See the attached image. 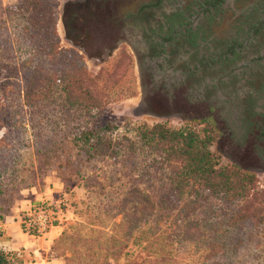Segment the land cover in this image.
Instances as JSON below:
<instances>
[{
    "label": "trees",
    "instance_id": "1",
    "mask_svg": "<svg viewBox=\"0 0 264 264\" xmlns=\"http://www.w3.org/2000/svg\"><path fill=\"white\" fill-rule=\"evenodd\" d=\"M42 5L24 0L0 23V197L8 178L19 173L23 182L20 153L31 148L35 171L50 168L84 191L52 252L68 242L78 256H133L129 264H258L257 245L246 241L257 244L264 231V191L209 150L220 136L214 123L125 120L121 132L102 123L118 101L110 100V71L92 76L79 56L59 48L55 4ZM8 255L0 253V264Z\"/></svg>",
    "mask_w": 264,
    "mask_h": 264
},
{
    "label": "flooded vegetation",
    "instance_id": "2",
    "mask_svg": "<svg viewBox=\"0 0 264 264\" xmlns=\"http://www.w3.org/2000/svg\"><path fill=\"white\" fill-rule=\"evenodd\" d=\"M135 2L63 0L62 37L86 57L128 53L146 114L218 117L264 161V0Z\"/></svg>",
    "mask_w": 264,
    "mask_h": 264
},
{
    "label": "rangeland",
    "instance_id": "3",
    "mask_svg": "<svg viewBox=\"0 0 264 264\" xmlns=\"http://www.w3.org/2000/svg\"><path fill=\"white\" fill-rule=\"evenodd\" d=\"M41 1L43 3V7L49 6L50 3L55 4V34L58 38L59 48L79 56L83 61L86 72L92 76L98 74L100 70L107 69L108 71H110L109 73L111 74V76L108 78V80L113 85V87L111 88L112 94L110 100L118 101H115L107 106L105 112L101 116L102 123L107 122L114 124L117 126L118 131L121 132L123 130L122 124L125 120H128L131 124L144 123L147 126L165 123L166 126L176 128L182 125L184 122L186 123L191 121H199L181 120L177 116L171 117L169 119L156 118L155 116H150L149 114L143 112V110L141 109L142 107H140L141 101L138 100L140 88L136 76L137 72L133 70V58L127 55L128 53H124L122 55L116 53L110 58H102L100 60L97 58L95 59L94 57L84 56L80 50L73 48L62 37L60 16L63 0ZM135 1V3H137L139 0ZM22 2H24V0H0V23L3 22L5 18L9 19V14L12 13V10H14L15 7H19ZM131 6L132 4L130 5V7ZM0 36H2L1 31ZM12 58H15V55ZM102 79L104 81L106 78ZM210 121L211 120H207L208 123ZM212 122L214 123L215 128L217 125L220 128H225V132L209 145V150L218 156L220 164L230 165L233 163L239 166L241 169L249 172L255 180L254 190L256 193L264 191L263 157L262 161L259 160V157H261L260 155L263 154V152L259 150L261 148L257 150V153L251 152L249 148V137H246V139H241L238 136L237 131L231 129L228 131V127L224 125L218 117H215V120ZM228 122L229 121H225V123ZM203 126L204 124L199 125L198 128H202ZM1 134L2 132H0V136ZM20 156L24 161L23 163L27 173H25V177L23 179V182L21 183L18 182V178L20 175L19 173L17 178H14L12 176V179L8 178L5 182V185L3 186L5 193L0 197V224H4L3 222L8 217L15 222L19 220L20 223V218L22 217L20 216V214L22 215L24 213V210H26L30 206L47 203L48 201L44 200L31 201L33 200L32 196L34 191H37V193H42L46 186L51 187L50 182L54 181V183L56 182L61 184V189L57 192V194H54L52 196V201L55 206H58L64 212L67 211L68 213L67 219H63L59 225L62 232L64 227L73 221V212L77 208H79V203L84 198L83 189L77 185V182L73 180L72 177L68 178L65 175L60 176L59 172L54 171L50 168L41 166L40 170L35 171L34 166H36V163L35 161H33L31 148L25 149L20 153ZM31 164L33 165V167L28 166ZM17 169L19 170V167H17ZM114 221L117 222L118 217H116ZM75 231V229H69L67 230V234L72 237L74 233H76ZM2 232L3 231L0 230V243L1 239H3ZM101 232L104 234H109L107 229L101 230ZM81 233H83V231ZM259 237L260 238L257 241V244L255 243V241L251 240H247L246 244L257 245L256 248L258 256L256 262L258 264H264V231L259 234ZM77 250V248L72 247L68 242H63L57 245L55 244L54 254L60 255L59 258L62 259L63 264H93L92 261L94 260H97V264H129L130 262L126 263V260L129 259L131 261V258L133 257H121L122 259H120L118 262H114L108 258L104 260H102L101 258L99 259V256L97 257L95 255L96 253L93 254V259H91V253L88 254L90 257H88L87 255L85 257V253L87 252H84V256H78V253H80V251L82 250H79L78 253H75ZM137 251L138 249H135L134 253ZM9 252L11 251L6 250L4 246L0 244V253L5 254ZM124 253L130 255L131 247L127 249L124 248L123 254ZM6 262L7 264H20V262H22V259L12 253V255L6 256Z\"/></svg>",
    "mask_w": 264,
    "mask_h": 264
},
{
    "label": "crops",
    "instance_id": "4",
    "mask_svg": "<svg viewBox=\"0 0 264 264\" xmlns=\"http://www.w3.org/2000/svg\"><path fill=\"white\" fill-rule=\"evenodd\" d=\"M50 184L51 187L46 186L42 193L34 191L32 196L33 200L31 201L44 200L54 205L52 196L57 194L61 189V184L54 183V181H51ZM67 214V211H62L64 220L67 219ZM22 215L20 214V216ZM3 223L2 225L0 224V230L3 231V239H1L0 244H2L6 250L11 251L15 256L22 259L20 264H63L62 259L56 257L54 252L51 251L53 241L57 239L61 233L60 226L50 229L49 233L44 237L32 238L23 233L20 229L19 220L15 222L8 217Z\"/></svg>",
    "mask_w": 264,
    "mask_h": 264
},
{
    "label": "built area",
    "instance_id": "5",
    "mask_svg": "<svg viewBox=\"0 0 264 264\" xmlns=\"http://www.w3.org/2000/svg\"><path fill=\"white\" fill-rule=\"evenodd\" d=\"M62 220V210L58 206L42 203L26 209L21 217L20 225L26 235L41 238L46 236L53 227H58Z\"/></svg>",
    "mask_w": 264,
    "mask_h": 264
}]
</instances>
